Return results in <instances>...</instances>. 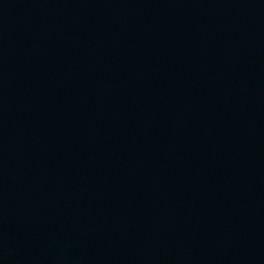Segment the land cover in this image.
<instances>
[{"label":"water","instance_id":"95a60500","mask_svg":"<svg viewBox=\"0 0 264 264\" xmlns=\"http://www.w3.org/2000/svg\"><path fill=\"white\" fill-rule=\"evenodd\" d=\"M0 264H264V0H0Z\"/></svg>","mask_w":264,"mask_h":264}]
</instances>
